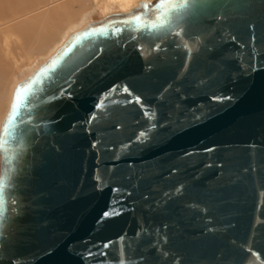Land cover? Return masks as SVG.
I'll use <instances>...</instances> for the list:
<instances>
[{
	"label": "water",
	"instance_id": "95a60500",
	"mask_svg": "<svg viewBox=\"0 0 264 264\" xmlns=\"http://www.w3.org/2000/svg\"><path fill=\"white\" fill-rule=\"evenodd\" d=\"M0 213V264H264V0L71 31L13 86Z\"/></svg>",
	"mask_w": 264,
	"mask_h": 264
},
{
	"label": "rangeland",
	"instance_id": "374dc122",
	"mask_svg": "<svg viewBox=\"0 0 264 264\" xmlns=\"http://www.w3.org/2000/svg\"><path fill=\"white\" fill-rule=\"evenodd\" d=\"M105 3L106 0H15L9 4L0 0V23L3 24L0 35L6 31L12 35L9 38L11 52L5 58L9 73L6 71L0 86V121L14 84L29 71L26 68L20 74L19 69L27 67L30 60L38 65L71 31L89 20L101 18L98 9ZM85 19L89 20L85 23Z\"/></svg>",
	"mask_w": 264,
	"mask_h": 264
},
{
	"label": "bare ground",
	"instance_id": "6f19581e",
	"mask_svg": "<svg viewBox=\"0 0 264 264\" xmlns=\"http://www.w3.org/2000/svg\"><path fill=\"white\" fill-rule=\"evenodd\" d=\"M141 1H144V0H106L105 5L102 8L98 9V12H101V15L104 16V15H107V14H109L111 12H115V11H127L130 8H132L133 6L137 5ZM1 2L2 3H6L7 2V3L10 4V3H13V2L15 3V0H1ZM12 5H14V4H12ZM0 14H1V11H0ZM88 20L85 19V23ZM2 26H3V24L0 23V31H1ZM11 36L12 35H9V31L8 32L6 31V32H4V34L0 35V78H1L0 79V86L3 83L2 80H3L4 76H5V73H7L9 71V70L7 71V63H6V59L5 58H6V55L11 52L10 51V44H9V41H10L9 38ZM16 47H17V45H16ZM12 53H13V51H12ZM30 61L31 62L29 63V65L26 64L27 67L19 69L20 70L19 71L20 74H22L26 68L27 69L29 68L28 69L29 70L28 73H29L33 68H35L37 66V65H35L36 63L33 62V60H30ZM8 69H9V67H8ZM10 71H11V69H10Z\"/></svg>",
	"mask_w": 264,
	"mask_h": 264
},
{
	"label": "snow or ice",
	"instance_id": "6c2138e0",
	"mask_svg": "<svg viewBox=\"0 0 264 264\" xmlns=\"http://www.w3.org/2000/svg\"><path fill=\"white\" fill-rule=\"evenodd\" d=\"M27 92H28V89H27L25 86H23V85L20 86V87L18 88V90H17V94H16V98H17V100L22 99L23 96L27 94ZM3 219H4L3 214L0 213V226H2Z\"/></svg>",
	"mask_w": 264,
	"mask_h": 264
},
{
	"label": "clouds",
	"instance_id": "9594fccd",
	"mask_svg": "<svg viewBox=\"0 0 264 264\" xmlns=\"http://www.w3.org/2000/svg\"><path fill=\"white\" fill-rule=\"evenodd\" d=\"M2 234H3V225L0 226V235H2Z\"/></svg>",
	"mask_w": 264,
	"mask_h": 264
}]
</instances>
